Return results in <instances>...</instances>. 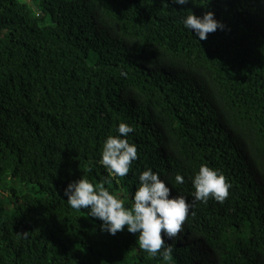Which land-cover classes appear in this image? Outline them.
Returning <instances> with one entry per match:
<instances>
[{
	"label": "trees",
	"instance_id": "1",
	"mask_svg": "<svg viewBox=\"0 0 264 264\" xmlns=\"http://www.w3.org/2000/svg\"><path fill=\"white\" fill-rule=\"evenodd\" d=\"M190 10L224 30L199 41ZM120 123L137 159L110 193L131 207L150 168L191 203L167 262L63 196L108 177ZM202 164L222 202L193 200ZM0 264H264V0H0Z\"/></svg>",
	"mask_w": 264,
	"mask_h": 264
},
{
	"label": "clouds",
	"instance_id": "2",
	"mask_svg": "<svg viewBox=\"0 0 264 264\" xmlns=\"http://www.w3.org/2000/svg\"><path fill=\"white\" fill-rule=\"evenodd\" d=\"M189 3L192 0H171L173 5L185 6ZM182 24L199 41H204L208 34L225 28L212 11L196 16L190 10V14L182 19ZM133 131L130 125L120 123L117 128L120 135L106 138L98 161L108 173L103 182L93 185L88 179L81 177L67 184L63 189V196L72 209L86 210L88 217L101 221V232L115 236L126 230L136 236L141 250L151 256L159 254L167 262L171 258L172 247L165 241H171L182 231L191 203L184 196H171L170 188L150 168L139 174V186L132 195L131 207H126L121 199L105 187V184L112 182L110 178L127 176L132 163L137 159L136 145L130 144L127 139L128 134ZM175 180L182 183L183 177L177 175ZM191 183L194 188L192 198L200 202H207L210 197L222 202L231 187L222 174L205 164L199 167Z\"/></svg>",
	"mask_w": 264,
	"mask_h": 264
},
{
	"label": "rangeland",
	"instance_id": "3",
	"mask_svg": "<svg viewBox=\"0 0 264 264\" xmlns=\"http://www.w3.org/2000/svg\"><path fill=\"white\" fill-rule=\"evenodd\" d=\"M27 1H30V0H27ZM6 211H7L9 216L13 215L12 212H11L12 211V207H6Z\"/></svg>",
	"mask_w": 264,
	"mask_h": 264
}]
</instances>
